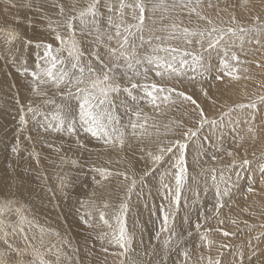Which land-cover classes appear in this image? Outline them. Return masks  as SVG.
<instances>
[{"label":"snow or ice","instance_id":"1","mask_svg":"<svg viewBox=\"0 0 264 264\" xmlns=\"http://www.w3.org/2000/svg\"><path fill=\"white\" fill-rule=\"evenodd\" d=\"M3 2L10 8L17 7L13 0ZM79 3L80 0H41L40 3L26 0L24 7L34 10L36 16L17 18L11 26L5 20L4 26H0V51L5 53L0 58L13 64L21 61L25 53L33 58L32 70L24 67L21 72L31 78V99L26 103L17 100L21 104L20 131L30 122L35 124L38 135L57 133L79 137L82 131L108 150L138 151L141 158L150 163L151 167L139 179L131 168L114 172L92 166L97 185L103 186L113 176L122 177L126 190V200L110 216L108 210L112 205L106 200L81 202L84 211L80 220L86 228H95L99 221L109 229L96 237L102 251H108L103 247L105 241L122 249V256L130 251L132 237L126 227L127 200L138 184L146 186L145 178L167 164L168 168L160 176L163 201L150 209L160 221L157 239L167 233L163 249L166 252L177 249L183 264H225L224 250L228 249V255H233V246L227 242L217 244L212 232L227 239L236 233L221 227L226 223L238 230L241 223L249 231L254 226L247 220L224 217L222 210L230 207L229 201L235 193L247 200L257 185L264 192V155L260 158L262 162L253 167L244 148L247 139L255 141L258 133L264 132V115L261 114L264 94L248 103L228 105L218 118H210L198 99L185 89H198L200 95L215 106L217 100L211 93L218 86L217 82L231 86L250 79L245 65L252 61L245 59L248 51L244 44H261L264 17L252 16V24L243 25L237 10L251 11L249 0H83V6H78ZM205 9H214L220 23H214ZM221 13L227 15V21ZM185 15L194 16L205 26H183L181 17ZM37 24L42 25L40 38L29 36V30L37 32ZM44 32L47 39L43 38ZM173 41H180L185 47H177ZM22 62L27 65L26 59ZM257 67L264 68V63L257 62ZM154 77L170 83H157ZM56 95L60 103L53 98ZM177 105L187 106L188 123L157 119L166 115L169 107ZM145 107L151 109V114L144 111ZM76 143L84 147L79 139ZM190 151L195 152L197 163H214L224 156L231 158V163L219 169L201 168L202 175L210 174L214 189L215 202L207 209L212 215L209 217L196 208L195 225L186 213L182 224H188L189 229L178 231L176 223L182 208V192L189 182L187 158ZM12 152L19 154V140ZM166 176L174 180V184L166 181ZM67 187V178H60L61 193L67 195L64 191ZM207 189L205 180V194ZM17 205L18 201L13 198L0 199V264H59L63 249L55 244L45 248L42 235L39 239L36 235L30 236L32 221L23 206ZM183 206H187L186 201ZM241 211L248 213L249 210L242 208ZM211 219L216 221L214 228L206 227ZM201 220L205 221L204 225ZM259 227L261 231L248 240L249 251L235 253L230 264H245V259L248 264H264V248L260 247L264 243V223ZM194 235L196 240H192ZM190 240L191 248L188 247ZM253 240L259 243L253 246ZM61 243L69 242L61 240ZM181 245L184 246L182 251ZM214 246L218 248L217 257L205 256L204 252L210 253ZM145 254L155 255V250L146 249ZM50 255H55V261L46 258ZM143 264H153V261Z\"/></svg>","mask_w":264,"mask_h":264},{"label":"rangeland","instance_id":"2","mask_svg":"<svg viewBox=\"0 0 264 264\" xmlns=\"http://www.w3.org/2000/svg\"><path fill=\"white\" fill-rule=\"evenodd\" d=\"M13 2L17 5L16 8H10L5 5L3 0H0V26H4L5 20H7L8 25L10 26L15 23L17 17L22 19L25 15L29 17L36 16L34 10H30L24 7L26 0H13ZM33 2L40 3L41 0H33ZM213 2H215V0H213ZM78 6H83V0H80ZM221 7H223V4H221ZM6 8L7 11H5ZM248 9H250L251 11L239 9L237 10L238 17L241 19V22L245 27H248L252 24V16L260 15L261 17H264V0H249ZM205 11L213 19L214 23H220V20L216 17L214 9H205ZM221 17L225 21L228 20L227 15L224 13H221ZM181 20L183 21V26H187L189 28L205 26L204 22L197 21L194 16L189 18L185 15L181 17ZM36 26L37 32L33 35H36L37 38H40L42 25L37 24ZM28 35L33 36L30 34V30L28 32ZM43 38H48L46 32H44ZM260 39V45H256L255 43L250 45L247 42H245L244 44L245 50L248 51V56L245 57V59L252 61V63L245 65L249 69L247 75L251 78L246 80L242 79L231 86L217 82L218 86L212 89L211 93L217 100L215 106L211 105L207 100H205L200 95L198 89H185L190 94H193L196 99H198L201 105L205 108V111L210 118H218L220 113L222 111H225L228 105L248 103L249 100L254 99L256 96L264 94V68L257 67V62L264 63V35H262ZM173 43L177 47H185V45H183L180 41H173ZM4 55L5 53L0 51V57H3ZM23 57L20 62L23 63L22 61L25 59L28 60L27 63L29 71H31L33 68V58L28 53H25ZM22 71L23 69H18L17 64H13L11 62L6 63L4 59L0 58V92L2 93H0V132H7L8 121L13 114L18 118L16 129L20 134V152L18 155L12 152V147L17 143L18 140H16L15 142L8 141L4 143V147H6L4 152L5 162L6 165L18 164L19 166H22L28 160L30 161V164L27 165V169H25L24 167L22 170H19L23 178V186L16 182V178L14 175L15 170L6 168V193L2 194L0 192V199H3L5 197L13 198L18 201L17 206H23L25 214L32 221L33 225L31 232H29V235H36L38 239L42 235L45 248L50 247L53 244H55L57 248H62L63 254L60 257L59 264H120L122 260L124 261V264H127L128 257L130 255H133L132 249L135 246V240L139 239L140 237V232L143 233V235H145L147 232H150L152 234L149 237L148 242L151 247L148 251L151 252L152 250H155V255H143L140 258L141 262H138L139 264H143V262L147 260H152L153 264H170L172 261L175 264H183V257L179 254V251L177 249L173 248L171 252H166L163 249L162 242L163 239L167 236V233L161 234L160 238L157 239L160 221L158 220L157 216L152 215L150 212V209L159 206L163 201V190L160 189V176L162 173H164L165 169L168 168L167 164L159 167L157 171L154 172L151 176L145 178L146 186L141 187L138 184L136 191L131 195V199L127 200V203L129 204V212L126 218V227L129 235L132 237V246L126 256L120 255V253L123 252L122 249L109 245L106 241L104 242L103 247H107L108 251H102L101 242L97 240L96 237L103 232H108L109 229L99 221H97V227L99 228L100 233L95 228L90 229L91 233L94 236V238L90 237V239L92 240L91 243H89V237H87L85 233L83 234V237L81 235L78 238L77 235L73 233V231H70L71 228L69 227L70 225H72V223H70L71 219H73L75 222H81L80 216L84 211V209H82L81 207V202L87 203L90 200L91 194L88 196V191L90 192L91 189L87 188V191H85L86 183L94 185V188L98 189V191L101 192L100 194L102 196V191L104 194H106V196H110L108 197V202L110 203V205H112V208L108 210L109 216L122 201L126 200V190L124 189V186L122 184L123 178L113 176L110 178L112 181H106L104 182L103 186H99L93 179L95 173L91 171L92 166L98 165L99 167H104L114 172L131 168V170L136 173L137 179H139L143 172L150 168L151 165L147 161V159L141 158L142 154L138 151V153L135 152L136 154L131 151H126L127 153L111 151L106 149L104 145H102L99 141L91 138L88 135L86 136V138L84 135L83 137L72 136L69 143V147L72 151L66 150L59 153L58 148L61 144V141L58 138L57 133H51L50 135L54 137V142L52 144V149L54 151L53 160L57 162L54 165L50 166L51 169L45 167V171L48 174L49 178H44L45 172L41 171L42 167L37 164L35 156L32 155L31 152L30 155L28 154L26 146L32 149L33 143L29 139H27V128L23 132L20 131L19 116L21 104L18 105L17 103V100H20V96L18 92H16L18 90L17 82L13 80H18L17 77ZM23 77L26 78L27 81H30L31 79L30 77H25V75H23ZM23 77L21 79L22 82H24ZM154 79L157 83H170L167 80L161 81L159 78L155 77ZM12 96L14 99H12ZM5 98L7 102L4 101ZM29 99H31L30 95ZM54 99L57 103H60V98L58 95H56ZM144 111L151 114V109L148 107H145ZM261 114L264 115V111H262ZM169 118H172L175 121H184L185 123H188L189 115L187 106L177 105L174 107H169V109L166 110V115L157 117V119L160 121H163L165 119L166 121L170 120ZM205 132H207V129H205ZM80 133H82V131ZM68 138L69 136L66 135L64 142H67ZM77 139H79L80 144L84 145V147H79L77 145ZM95 142L98 143L97 149L100 150L99 154L95 149ZM229 146L230 144L226 145V147ZM244 148L247 151V158L253 161V167H255L257 163L262 162L260 158L262 155H264V132H259L258 138L255 141L247 139L244 144ZM10 151L13 154L8 156ZM195 156V152L190 151L187 158L189 182L182 192V208L178 213L176 223L178 231H180L181 229L188 230V224H182L183 217L186 213L189 214L192 225H195V223L197 222V217H194V215H197L196 208H200L201 211L204 212L202 209V205H204V209L206 210L205 214L209 217H211L212 215L211 212L207 211V209H210L215 202L214 189L212 188L210 174L202 175L201 168L216 167L217 169H219L222 167H226L231 163V158L224 156L223 159L218 160L214 163L209 162L207 164H202L197 163ZM105 158H109V160L115 161H110L111 163L107 161L104 163L103 159ZM204 159H207V157H205ZM73 160L77 162L75 165L72 163ZM100 162H102L103 166H100ZM64 177H66L69 182V187L64 190L67 195L61 193V191L59 190L60 178ZM96 179H99V177L96 176ZM82 180H84V182L81 184L80 181ZM165 180L174 184V180H172L170 177L166 176ZM205 180H207L208 185L206 194L204 192ZM241 183L243 184L245 182L242 181ZM38 184L39 186L32 190L30 194L27 193V197L25 199L20 197L21 188H30ZM80 184L81 186L78 187ZM76 188L84 190L78 191ZM36 190L41 191L43 196L41 197L40 193L36 194ZM197 193L199 194L198 199ZM87 196L88 199H86ZM41 199L43 200V205H39ZM185 201L190 205L184 207L183 205ZM46 203L51 205L50 208L53 211L54 220L58 223L59 226L53 224L50 216V220L45 222L42 220L43 214L41 212V208L44 209V205H46ZM133 203L134 206H136L135 212L142 210V208H140L138 205H143L144 210L149 211L150 213L148 219H146V221L144 222L146 224L145 228L139 226L135 235L132 231H130L131 222H129L128 220L131 216ZM229 204L230 207H226L222 210L224 217L230 216L232 218L247 220L249 224L254 226V229L252 231H249L244 226V224L241 223L238 230L235 226L226 223V225L221 227H225L226 230L236 233L234 236H231L227 239L222 237L220 233L212 232V238L217 242V244L221 242H227L233 246L231 249L233 255H228V249L224 250L225 264H230L235 253L239 251H245V253H247L249 251L248 240L261 231L259 226L264 223V192L260 191L259 186L257 185L256 191L251 194L247 200L244 199L242 194L235 193L232 200L229 201ZM242 208H248V213L242 212ZM66 211H70V214L72 216ZM145 218L146 217H144L143 220ZM200 223L204 225L205 221L201 220ZM79 225L78 227H82V229L80 228L82 231L84 230L89 232V229L86 228V226L82 222ZM215 226L216 221L214 219L209 220L206 225V227L213 228ZM185 239H187L186 236ZM61 240L69 243L62 244ZM257 243L259 242L255 240L252 241L253 246H256ZM87 246L91 249H87ZM260 247L264 248V243H261ZM53 252H55V249H53ZM197 252H199V250H197ZM217 252L218 248L214 246L210 253L205 251L204 255L207 256L210 254L213 258H216ZM46 258L55 261V255H50ZM193 259H195V256L193 257ZM245 264H248L247 259H245Z\"/></svg>","mask_w":264,"mask_h":264},{"label":"bare ground","instance_id":"3","mask_svg":"<svg viewBox=\"0 0 264 264\" xmlns=\"http://www.w3.org/2000/svg\"><path fill=\"white\" fill-rule=\"evenodd\" d=\"M29 11V10H28ZM7 14V13H6ZM9 15V14H8ZM17 17V16H16ZM18 18V17H17ZM11 26V25H10ZM37 27V26H36ZM30 34L33 35L34 33L30 30ZM24 58V57H23ZM28 62V60H27ZM10 63V62H9ZM17 67L18 69H23L24 67H28V63L27 65H24L23 63H21L20 61H18L17 63ZM4 65V64H3ZM5 67V66H4ZM10 68V66H9ZM7 71V70H6ZM14 71V70H13ZM17 71V70H16ZM22 77L23 75L20 73L17 77L18 80H12L17 82V87H18V90L16 92H18L19 96H20V101L21 102H24L26 103L28 100H29V95H30V89H29V81H27L26 78L23 77L24 79V82H22ZM26 77V76H25ZM10 79V77H9ZM4 82V81H3ZM12 83V82H11ZM159 83V82H158ZM9 85V84H8ZM1 90V89H0ZM15 91V89H14ZM1 93V92H0ZM2 94V93H1ZM50 96H52V93H49ZM17 97V96H16ZM55 98V96L53 97ZM12 99L13 96H12ZM5 102L6 101V98L4 99ZM60 101V99H59ZM12 105V104H11ZM19 105V104H18ZM20 107V106H19ZM170 120H167V121H172L173 119L172 118H169ZM18 118L15 117L13 114L11 116V118L9 119L8 121V130L7 132H0V192L2 194H5L6 193V188H5V185H7V177H6V168H9V169H13L15 170L14 172V175H15V178H16V182L20 185H24L23 184V178L21 176V173L19 170H22L24 167L25 169H27V165L30 164V161L28 160L26 163H24L22 166H19L18 164H12V165H6V162H5V155H4V152H5V148L4 147V143L10 141V142H15L16 140H20V134L19 132L17 131L16 129V124H17V121ZM166 119L163 120V122H167ZM51 133H47V134H42V135H38L37 134V129H36V126L35 124L33 123H29L28 127H27V133H26V136H31L32 139L30 140L32 143H33V148L30 149L29 147L26 146L27 148V151H28V154L30 155V152L31 153H35V158H36V162L39 166H41V171L45 172V177L44 178H49L48 174L46 173L45 171V167L47 168H50L51 169V165H54L57 161L53 160V154H54V151L52 149V144L54 142V137L52 135H50ZM58 135V138L60 139L61 141V144L58 148V152L61 153V152H64L66 150H71L70 147H69V143L71 141V137L68 138L67 142H64V139H65V135H61V134H57ZM83 135L87 136V134L85 133H80L79 136L83 137ZM95 149L97 151V153L99 154L100 150H98V143L95 142ZM72 151V150H71ZM127 153V152H126ZM138 153V152H137ZM13 153L10 151L8 156L9 155H12ZM123 154V153H122ZM136 154V153H134ZM130 157V156H129ZM31 158V157H30ZM29 158V159H30ZM129 160V159H128ZM110 162V161H115V160H109V158H105L103 159V162ZM111 163V162H110ZM100 166H103L102 165V162H100ZM127 166V165H126ZM97 167H99L97 165ZM120 167V166H119ZM140 170V169H139ZM43 178V179H44ZM79 179V178H78ZM111 180V179H110ZM116 180V179H115ZM112 181V180H111ZM49 182H50V179H49ZM84 182V180L80 181V183L82 184ZM41 183V182H40ZM39 183V184H40ZM115 183V182H114ZM117 183V182H116ZM33 186V187H30V188H21L20 189V197L25 199L27 197V193L30 194V192L32 190H34L37 186ZM81 184L78 186L80 187ZM107 185H108V182H107ZM105 186V185H104ZM87 188H90V192L88 191V196L91 194V197L90 199H96L98 202L99 201H102V200H106V201H109L108 197L110 196H106V194L103 193L102 191V194L103 196L100 194L101 192L98 191V189H95L94 188V185H91L90 183H86L85 184V191H87ZM78 191H83L84 189H79V188H76ZM102 189V188H101ZM103 190V189H102ZM141 190V189H140ZM84 191V192H85ZM18 192V191H17ZM37 193H40V196L42 197L43 194L41 191L39 190H36V194ZM93 193H95V197L93 196ZM114 193V192H113ZM111 194V193H110ZM142 194V193H141ZM13 195V194H12ZM88 196L86 197V199H88ZM39 199V198H38ZM140 199V198H138ZM40 200V199H39ZM137 200V199H136ZM148 201V200H147ZM34 202V201H33ZM37 202V201H36ZM47 202V201H46ZM150 202V201H149ZM50 203V202H48ZM48 203H46V205H44V209L41 208V212L43 214V217H42V220L45 222V221H48L50 220V217L52 219V222L54 225L56 226H59L58 223L54 220V217H53V211L51 210V205H49ZM137 203V202H136ZM30 205V204H29ZM39 205H43V200L41 199V201L39 202ZM137 205V204H136ZM187 205H190V204H187ZM34 206V205H33ZM37 206V205H36ZM140 208H142L141 211H138V212H135L136 211V206H134V203H133V208H132V212H131V216L129 217V222H131L130 224V231H132L134 233V235L136 234L137 232V229L139 226H141L142 228H145L146 224L144 223L146 221V219H148L150 213L149 211H145L144 208H143V205H138ZM77 207V205H76ZM36 208V207H35ZM39 208V207H38ZM146 208V207H145ZM46 209H47V213H46ZM202 209L203 211L205 212L206 210L204 209V205H202ZM37 210V209H36ZM34 212V210H33ZM68 212V211H66ZM70 214V211L68 212ZM144 213H147V214H144ZM71 215V214H70ZM194 215V214H193ZM50 216V217H49ZM72 216V215H71ZM146 217L144 220L143 218ZM194 217L196 218L197 215H194ZM191 219V218H190ZM195 220V219H194ZM212 220V219H211ZM72 225H70L69 228L70 231H73V233L75 235H77V237L79 238V236L82 235L83 237V234L85 233L87 235V237H89V243L92 242V240L90 239L91 238H94L93 234L91 233V230L89 229V232L88 231H82V227H78L79 224H81L80 221L78 222H75L73 219H71V222ZM147 223V222H146ZM80 226V225H79ZM83 226V225H81ZM81 228V229H80ZM85 228V227H84ZM187 228L189 229L188 225H187ZM68 229V228H67ZM95 229L99 232V228L96 226ZM181 229V227H180ZM69 230V229H68ZM100 233V232H99ZM152 233L150 232H147L145 235H143V233L140 232V237L139 239L135 240V246L134 248L132 249L133 250V255L129 256L128 259H127V264H132L133 261L136 262V264H139L138 262H141L140 258L145 255V250H149L150 249V244L148 242V239L149 237L151 236ZM187 237V236H186ZM85 238V237H84ZM187 239H189L187 237ZM80 240V239H79ZM192 240H196V237L195 235L192 237ZM192 240L189 241V244H188V247H192ZM183 245H181V249L180 251L183 250ZM89 247L87 246V249ZM91 249V248H89ZM94 254V253H93ZM148 257V256H147ZM159 257V256H158ZM170 258V257H169ZM158 259V258H157ZM162 262V261H161ZM166 262V261H165ZM168 262V261H167ZM160 263V262H159ZM168 264V263H167ZM170 264H175L173 261L170 263Z\"/></svg>","mask_w":264,"mask_h":264}]
</instances>
